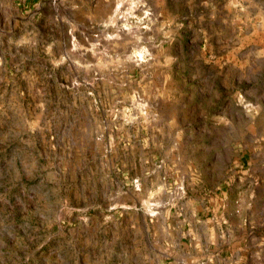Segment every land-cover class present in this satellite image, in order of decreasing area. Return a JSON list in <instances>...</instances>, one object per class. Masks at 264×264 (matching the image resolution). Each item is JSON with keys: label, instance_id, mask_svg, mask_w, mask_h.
<instances>
[{"label": "rangeland", "instance_id": "rangeland-1", "mask_svg": "<svg viewBox=\"0 0 264 264\" xmlns=\"http://www.w3.org/2000/svg\"><path fill=\"white\" fill-rule=\"evenodd\" d=\"M236 183L264 0H0V264H204L187 210Z\"/></svg>", "mask_w": 264, "mask_h": 264}, {"label": "crops", "instance_id": "crops-1", "mask_svg": "<svg viewBox=\"0 0 264 264\" xmlns=\"http://www.w3.org/2000/svg\"><path fill=\"white\" fill-rule=\"evenodd\" d=\"M213 172L219 177L218 171ZM199 201L187 210L196 215L185 221L188 240L182 242L186 250L181 257L204 264H264V184L236 183L225 190L217 188Z\"/></svg>", "mask_w": 264, "mask_h": 264}]
</instances>
